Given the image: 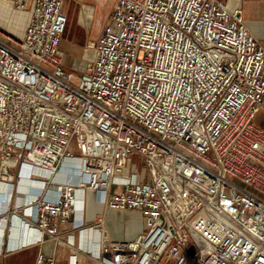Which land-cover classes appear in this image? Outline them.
I'll use <instances>...</instances> for the list:
<instances>
[{
    "label": "built area",
    "instance_id": "built-area-1",
    "mask_svg": "<svg viewBox=\"0 0 264 264\" xmlns=\"http://www.w3.org/2000/svg\"><path fill=\"white\" fill-rule=\"evenodd\" d=\"M10 1L32 13L23 35L0 25V215L36 230L31 241L63 242L92 191L147 228L116 240L102 215L80 227L70 264L80 252L100 264H264V46L241 9L116 0L75 75L60 50L65 0Z\"/></svg>",
    "mask_w": 264,
    "mask_h": 264
},
{
    "label": "crops",
    "instance_id": "crops-1",
    "mask_svg": "<svg viewBox=\"0 0 264 264\" xmlns=\"http://www.w3.org/2000/svg\"><path fill=\"white\" fill-rule=\"evenodd\" d=\"M223 1L226 2L231 10L241 9L246 25L264 46V0ZM115 2L116 0H65L62 10L67 16V26L61 42L67 41L69 45L71 44L76 47L82 55L84 64L94 57L93 50L89 49L87 44L101 34L108 20L107 15L112 12ZM103 7H105L106 12L103 11ZM2 9H4V13L0 12V25L17 35H23L30 21L32 7L29 6L26 9L19 10L14 7L10 0H0V10ZM13 15L23 16L21 26H15L12 18ZM60 50L63 57H65V52L61 46ZM64 66L68 72L75 75H81L85 70V68L83 70H75L65 62ZM255 122L264 128V105L257 113ZM22 169L24 172L26 171L25 173L29 172V174H23ZM20 171L22 175H30V169L26 165H22ZM11 180L13 181L14 178H11ZM21 186L20 190L13 196V207H20L25 199L27 190L23 188V185ZM6 188L5 184L0 187V197L4 196ZM52 192L50 190L49 194H52ZM120 212L123 213V211L106 209L104 205L97 202L95 193L87 191L84 201V221L80 225L87 226L93 224L100 216L105 215L106 230L111 238L116 240L129 239L140 233L141 231H136V228L141 227L144 219L139 211H131V215L129 216L133 225L135 224V229L133 227L129 234L136 231L135 234L119 237V233H115L112 230L114 223L108 220V217H115L117 222H119L123 217ZM14 218L15 220H13ZM2 220H4L5 224L3 228L1 226L3 224H0V234L2 233L4 240L3 244L0 243V264H36L39 253H44L48 257L55 258L56 264H70L71 254L76 253L75 248L84 243L80 232L81 226L79 225L80 227H78L79 222H75L76 228H72V224H70L72 220L62 226L63 242H57L48 235H44L41 240L31 241L37 238L38 233L33 228L31 229L22 224L19 216H7L5 219L0 215V222ZM71 234L73 235L74 246L67 242ZM90 236L94 239L96 236L98 237V234L91 233ZM78 262L81 264H100L95 259L81 252L79 253Z\"/></svg>",
    "mask_w": 264,
    "mask_h": 264
},
{
    "label": "rangeland",
    "instance_id": "rangeland-1",
    "mask_svg": "<svg viewBox=\"0 0 264 264\" xmlns=\"http://www.w3.org/2000/svg\"><path fill=\"white\" fill-rule=\"evenodd\" d=\"M103 11L106 12L105 7H103ZM0 12L4 13V9L0 10ZM107 19L110 18L111 13H109L107 15ZM23 16H18V15H13V22L15 23L16 27L21 26V22H22V18ZM95 30V28H94ZM61 48L64 50L65 52V57H64V62L71 66L72 68H74L75 70H83L85 68V64H84V60L82 58V55L80 54V51L77 50L76 47H74L73 45H69V43L67 41H62L60 44ZM23 174H29V172L25 173L24 170L22 169ZM131 211H123V213L120 212L121 215H123L122 219L119 220V222H117V220L115 219V217L109 216L108 220L112 221L114 223V226L112 227V230L115 233H119V237H127V236H131L132 234H135V232L137 230L139 231H145L146 230V224L145 222H143V224L141 225V227H137L136 231L132 234L131 230L134 227L135 229V224L133 225V223L131 222V219H129V216L131 215L130 213ZM138 231V232H139Z\"/></svg>",
    "mask_w": 264,
    "mask_h": 264
},
{
    "label": "bare ground",
    "instance_id": "bare-ground-1",
    "mask_svg": "<svg viewBox=\"0 0 264 264\" xmlns=\"http://www.w3.org/2000/svg\"><path fill=\"white\" fill-rule=\"evenodd\" d=\"M71 166V164L68 162V161H65V163H64V165H63V168H62V174H65V172H67V170H69V167ZM43 174H47L46 172H44ZM63 178V177H62ZM33 181V183L35 184V185H39V184H41V182H39L38 181V179H34V180H32ZM17 219V218H16ZM13 220H15V218L13 219ZM18 220V219H17ZM3 221V222H2ZM1 222H0V224L2 223L3 225H1L2 226V228H3V226H4V220H2ZM13 225V224H12ZM15 226H17V225H15ZM0 243H3V238H2V233L0 234Z\"/></svg>",
    "mask_w": 264,
    "mask_h": 264
}]
</instances>
